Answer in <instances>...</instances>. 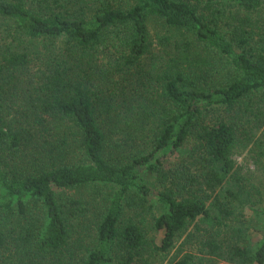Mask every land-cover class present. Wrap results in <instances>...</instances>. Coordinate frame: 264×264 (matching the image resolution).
I'll use <instances>...</instances> for the list:
<instances>
[{
	"label": "trees",
	"instance_id": "trees-1",
	"mask_svg": "<svg viewBox=\"0 0 264 264\" xmlns=\"http://www.w3.org/2000/svg\"><path fill=\"white\" fill-rule=\"evenodd\" d=\"M262 2L0 0V264H160L189 226L167 264H264L231 158L264 124Z\"/></svg>",
	"mask_w": 264,
	"mask_h": 264
},
{
	"label": "rangeland",
	"instance_id": "rangeland-1",
	"mask_svg": "<svg viewBox=\"0 0 264 264\" xmlns=\"http://www.w3.org/2000/svg\"><path fill=\"white\" fill-rule=\"evenodd\" d=\"M246 15L249 17L250 28L254 34V45L257 41L264 45V0L257 9L246 13ZM2 28L3 22L0 21V29ZM149 32L150 36L154 37L155 33L161 32V27L157 23H150ZM256 97L264 100V91L259 92ZM171 158L170 163L177 162L179 159L177 156ZM231 158L234 162L235 173L239 176V182L243 188L237 194L241 204L236 202L234 205L235 213H240L241 216L235 218L232 224L239 226L247 239L253 240L264 224V124L260 125L253 134H248L236 146ZM146 178L149 177L145 176ZM189 228L191 229L192 227H187L177 238L176 246L173 248L174 252L177 249L179 254L186 250H191L194 253L191 236L186 238ZM173 249L167 253V256L162 259L160 264L168 263L169 258L174 254ZM215 264L229 263L217 259Z\"/></svg>",
	"mask_w": 264,
	"mask_h": 264
}]
</instances>
